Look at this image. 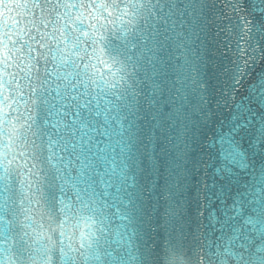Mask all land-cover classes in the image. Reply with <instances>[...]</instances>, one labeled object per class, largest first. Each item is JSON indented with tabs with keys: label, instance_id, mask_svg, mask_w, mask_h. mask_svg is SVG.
I'll return each mask as SVG.
<instances>
[{
	"label": "snow or ice",
	"instance_id": "snow-or-ice-1",
	"mask_svg": "<svg viewBox=\"0 0 264 264\" xmlns=\"http://www.w3.org/2000/svg\"><path fill=\"white\" fill-rule=\"evenodd\" d=\"M248 7L249 0H81L78 4L0 0V112L6 107L8 116L16 110L13 104L24 95L20 82L27 79L31 85L25 101L28 115L20 126L24 146L32 148L37 163L48 165L41 169L47 193L41 191L35 201L39 207L34 211L43 221L39 231L34 229L38 247L21 237L13 253L17 259L22 261L27 253L31 264H87L89 260L100 264H264V182H253V175L264 177V166L257 168L249 152L264 153V78L252 81L247 94L236 102L249 66L264 61V2L251 0L250 11ZM61 8L85 9L88 25L84 13L73 18L67 12L61 14ZM89 9L100 16L119 13L124 28L118 45L90 31L99 24V17L93 18ZM65 17L72 24L61 25ZM213 25L217 36L228 37L224 47L231 51L216 79L219 91L206 78L209 61L201 50L202 34ZM93 58L109 66L98 74ZM169 69L183 70L184 75H173L169 84ZM33 75L39 87L34 86ZM53 78L56 88L49 91L45 85ZM213 99L217 108L232 104L235 111L226 130L217 131L205 144L196 131L212 121ZM53 113L60 117L55 123H51ZM5 124L14 143L18 130L9 120ZM100 137L108 143L98 154L93 149ZM161 138L176 153L168 179L174 174L178 179L169 192L187 180L188 173L196 175L203 169L204 199L210 202V210L206 223H180L169 233L166 245L149 246L134 224L147 183L153 189L157 186L161 165L154 153ZM113 142L116 147H111ZM110 148L119 154V161L109 163L126 193L118 203L109 202L103 193L98 198L89 183V169L94 161L108 160ZM197 152L202 154L199 159ZM213 152L215 161L209 163ZM57 159L67 162L53 164ZM13 162L14 158L0 164V193H4L0 223H12L5 218L14 219L17 212L16 201L6 195L12 191ZM57 191L63 199H58ZM24 200L30 206L23 211H33L29 197ZM25 236L33 239L28 233ZM7 262L15 264L11 256Z\"/></svg>",
	"mask_w": 264,
	"mask_h": 264
},
{
	"label": "water",
	"instance_id": "water-1",
	"mask_svg": "<svg viewBox=\"0 0 264 264\" xmlns=\"http://www.w3.org/2000/svg\"><path fill=\"white\" fill-rule=\"evenodd\" d=\"M66 3L69 4H78L81 0H65ZM84 3H89V0H83ZM97 3L102 2V0H96ZM259 2H264V0H259ZM250 3L248 10L250 11ZM218 8L221 5L217 6ZM88 11L92 12L93 18L99 17V24H96L95 29H90V31L95 30L97 36L104 35L108 40H110L113 46L118 45L120 40L117 38L118 36L123 34L124 24L122 23V19L119 18V13L113 11V15L111 17L107 16L105 13L104 16H100V13L89 9ZM61 14L67 12L73 18H75L78 14L84 13L85 26L89 23V18L87 16V12L83 8H61L59 10ZM114 21V22H113ZM72 24L70 20L65 17V19L60 21L61 25L64 24ZM92 23H96L95 19L92 20ZM73 27H77V25H72ZM51 30V26H50ZM66 31L68 29H65ZM205 39V43L201 46L202 53L205 55V58L209 61V69L210 71L207 74V79L210 80V84L216 87V90L219 91V86L217 85V80L219 79V73L222 71L226 60L229 56H231V51L224 47V44L228 40V37L225 34L216 35V28L213 25L211 28L207 29L205 33L202 34ZM100 47V46H98ZM234 50V48H233ZM89 51H91L89 49ZM227 53V56L225 55ZM102 58L104 60H110L107 54L101 53ZM179 55V53H177ZM220 63V67L215 69L216 63ZM93 64H97L98 67L95 71L99 74L104 71L109 65H99V62L93 58ZM215 69L216 76H212L211 71ZM51 70V66L49 68ZM89 71H92L91 69ZM248 77H246V83L244 87L241 88L236 95V102L247 94L248 85L257 80L258 78H264V61L257 60L255 64H252L248 68ZM107 75V72L104 73ZM173 75L183 76L184 72L181 70L180 72H176L174 69H169L168 72V83L171 84V77ZM32 82L34 86L39 87V81L36 80L35 75H33ZM21 90L23 91V97L19 98L18 103L13 104V109L11 114L5 116V113H9L10 110L6 107L3 108V112H0V164L6 165L8 159H13L14 162L11 165V175L9 176V183L12 186V191L10 193H6V195H11L13 199L16 201L15 207L17 209L15 218L6 217V220H12V223H0V260H4L5 264H8L7 258L9 256L12 257V260L15 261V264H31V262L27 259V253H25L24 259L21 261L16 258L13 253H15L17 246L22 243L21 237H24V240L27 241L28 245H31L33 248L38 247L34 243L35 231H39V216L34 211L37 207H39L35 201L39 199L41 191L45 194L47 193V181L45 180L44 171L41 169H47L48 165L43 163H37L33 159V150L31 147L24 146V129L20 126L25 123V118L28 115L26 111L25 101L29 100V96L31 93V85L30 82L25 79L21 82ZM259 86V85H257ZM45 87L51 89L56 88V82L53 78L49 81ZM211 90V89H210ZM198 97L193 98V103H195ZM11 103V101H9ZM2 107V106H0ZM211 108L214 112L212 117V121L207 125H202L199 127V130L196 131V137L201 143H208L214 135L219 130H226L227 126L231 123V118L234 114V106L232 104L223 105L220 108H217L215 99L211 104ZM23 116L19 121L16 120L17 116L20 114ZM60 119L59 116H56L55 113L52 115L51 123H55L56 120ZM5 120L11 121L17 131V137L15 142L13 143L9 139L8 133L5 131V128H8L9 125L5 124ZM221 125L224 126L221 129ZM175 135V132L172 133ZM28 137L31 139V134L28 133ZM161 143L155 144V155L160 160V175L157 179V186L153 189L151 183H147V186L142 194V204L143 207L141 212L138 214L134 226L140 232V236L143 241H146L149 246H153L158 243L161 246L167 244L169 240V233L172 231L173 227H179L180 223H185L187 221H192L193 226L198 224L203 220L205 223L207 222V211L210 210V202L204 199V188L203 181L205 179L203 169L200 172L196 173V175H192L188 173V179L185 180L179 187H173L172 191L169 192V188L177 182V177L175 174L172 179H168V169L170 166V162L176 153L172 152V145L168 143L167 140H163ZM246 140L248 137L245 138ZM97 147L93 149V152H97L99 154L100 149L104 148L108 141L103 137H100L97 141ZM245 148H248V144L245 143ZM111 147H116L113 142ZM153 146L149 145L151 149ZM199 147V145H197ZM23 152L24 155L21 156L20 153ZM172 152L171 155L169 153ZM250 155L253 156V160L256 164V167L259 168L264 166V153L256 154L254 149H249ZM7 154V158H6ZM48 152H45L47 155ZM202 154L197 152L196 158L199 159ZM120 157L117 152H112L111 148L109 149L108 160L100 159L98 161H94L93 166L89 169V183L93 184L97 196L99 198L100 193H103L106 198H108L109 202L115 201L119 202L118 198H122L126 195L121 187V181H119L115 174L112 172V167L109 161L116 160L119 161ZM205 160H208V157L204 156ZM215 161V153H212V160H208L209 163H213ZM67 161H60L59 159L53 160V164H61L66 163ZM33 164H37L36 168H32ZM192 165L189 164V168ZM31 170V171H30ZM119 171V168L117 169ZM35 173V175L33 174ZM0 174H3V167H0ZM75 176V173H73ZM38 181L40 184L38 185ZM211 181L209 180V183ZM253 182L261 183L264 182V177L257 179L255 175H253ZM57 183H62V181H57ZM142 183H145L142 181ZM4 195V193H0V196ZM29 197L32 201L31 208L33 211L24 212L23 209L28 208L29 200H24V197ZM58 199H63L59 195L57 191ZM21 200H24L23 204H21ZM138 203H140L138 201ZM43 204V201H41ZM204 212V217H200V212ZM179 215H176V214ZM31 217V218H29ZM35 221V222H34ZM119 223V222H118ZM127 223V221H124ZM55 226V225H53ZM94 232L95 229H92ZM25 233H28L33 239H30L29 236H25ZM113 239H118V237H113ZM67 242V241H66ZM79 242V238L77 237V243ZM137 244L141 243V239H138ZM107 247V245H105ZM116 247V245H113ZM87 264H100V262L95 260H89Z\"/></svg>",
	"mask_w": 264,
	"mask_h": 264
}]
</instances>
